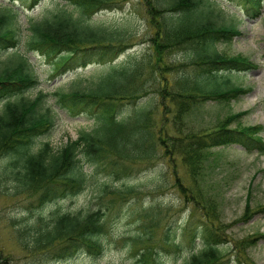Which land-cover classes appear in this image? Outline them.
I'll use <instances>...</instances> for the list:
<instances>
[{
    "label": "trees",
    "instance_id": "trees-1",
    "mask_svg": "<svg viewBox=\"0 0 264 264\" xmlns=\"http://www.w3.org/2000/svg\"><path fill=\"white\" fill-rule=\"evenodd\" d=\"M27 1L31 7L39 2ZM64 1L66 6L57 5L45 11L41 18L30 22L23 38L16 11L12 6H1L0 54L13 53L0 67V102H5L0 110V190L7 192V186L11 185L14 195L22 194L31 199L30 208H41L82 192L88 180L85 164L105 163L107 181L118 180L124 186L123 177L129 173L128 161L154 158L161 147L163 155L173 160L175 155L171 153L176 150L191 181L187 186L185 182L175 180L176 193L180 199L192 197L191 202L205 213L203 220L195 221L191 217L185 221L183 230L189 231L194 239L200 238L202 247L195 253L189 252L182 264H253L248 255L241 252L251 246L255 238L230 242L223 237L226 228L221 222L215 224L218 218L216 206L203 191L200 175L204 156L214 147L237 144L246 152L264 151L263 137L257 134L263 126L238 125L230 128L225 119H219L211 131L197 133L192 130L181 134V120L193 105H199L201 99L214 98L223 102L245 92V88L232 84L230 78L234 73L250 71L255 64L246 56H227L214 48L216 43L229 42L240 35V30L234 23H226L219 18L218 13L214 14L215 0L145 1L148 15L145 20L154 30L150 41L156 57L150 79L157 85L146 87L138 79L144 75L143 64L128 53L132 47L129 42L131 34L106 28L102 24L99 27L92 24V17L99 12L120 9L121 0ZM237 1L248 18L261 16L264 0ZM21 47L40 55L55 75L85 68L90 63L107 64L106 72L99 78L76 82L70 90L54 93V105L59 111H64L69 117L84 115L94 121L90 130H82L75 139L66 141L56 151L48 141H41L36 149L39 140L49 136L56 125L54 108H41L43 92H38L32 99H15L40 84L30 59L17 52ZM177 49L194 52L192 65L198 73L191 75L190 79L183 76L174 85L163 80L161 83L160 77L175 67L163 61V57ZM123 54L126 55L123 60L112 63ZM211 78L224 85L222 83V86L219 84L211 89L206 87L205 82ZM137 82L142 83L137 86ZM146 95L155 101L154 95H158V105L163 104L166 111H172L177 132L170 135L162 133L169 144L162 134L156 137V125L149 124L150 105L146 111L145 105L142 109L131 107ZM164 99L169 102L165 104ZM241 114L226 118L234 120ZM133 121L136 127H131L130 122ZM157 126L160 129L161 124ZM137 134L139 136L135 137ZM122 188L102 189L110 197L107 205L103 203L85 211L65 212L54 219L51 227L33 230V248L43 249L41 252L50 253L55 259H67L81 251H101L104 233L108 231L107 215L118 192L125 190ZM128 197L124 196V199ZM245 211H249L248 199ZM257 211L263 212L264 216V209L258 207ZM259 236L264 237V234ZM168 239L171 237L166 229L164 240ZM230 247L235 254H231L232 251L225 253ZM154 252L156 249L144 247L137 259L139 264H158L152 257ZM6 258L0 255V264H8Z\"/></svg>",
    "mask_w": 264,
    "mask_h": 264
},
{
    "label": "rangeland",
    "instance_id": "rangeland-1",
    "mask_svg": "<svg viewBox=\"0 0 264 264\" xmlns=\"http://www.w3.org/2000/svg\"><path fill=\"white\" fill-rule=\"evenodd\" d=\"M145 1L147 0H121L120 9L99 12L92 17L94 21L92 24L96 27L102 24L106 28H116L131 34L129 42L132 43V47L128 53L144 66L142 70L144 75L138 78L143 83L137 82L136 85L140 86L142 83L146 87H154L157 85L150 79L151 68L156 65L150 41L154 30L149 28L145 20L148 16ZM2 4L12 6L16 11L17 24L23 38L30 22L41 18L45 11L52 10L57 5L66 6V1L39 0L38 4L31 7L27 0L14 2L0 0V13ZM213 6L215 12H218L226 22L238 26L241 32L229 42L216 43L214 48L227 56L237 54L246 56L255 66L250 71L234 73L230 78L232 84L245 88L244 93H239L228 101L219 102L214 98H206L201 99L198 106L193 105L183 120L180 119L183 124L181 134L192 130L197 133L211 131L219 119H225L230 128L238 125H262L263 129L257 134L263 137L264 142V9L261 16L249 19L243 14L237 0H216ZM69 9L74 11L70 6ZM17 52L25 54L30 59L40 84L37 88L28 89L24 94L16 96L15 99H32L42 91L44 97L41 100V108L49 106L54 108L52 111L56 125L49 136L39 140L36 149L40 147L41 141H48L56 151L66 141L75 139L82 130H90L93 120L84 115L69 117L64 111H59L54 105L53 95L59 90H70L76 82H88L92 78H99L106 72L107 64L90 63L85 68L80 67L55 75L50 65L37 53L27 51L25 47L19 48ZM12 53L13 51L0 54V67L11 58ZM193 54V51L180 49L167 52L163 61L175 67L160 77L161 83L163 80L166 84L174 85L173 83H177L178 79L182 80L183 76L190 79L191 75H197L198 72L192 65ZM124 57L125 54L112 63L121 61ZM218 80L221 81L220 78ZM187 83L189 84V81ZM222 83H216L211 78L205 85L211 89L219 84L222 86ZM154 96L156 101L146 95L131 107L142 109L143 105L145 107L150 105L149 124L156 126L161 124L160 129L155 126L156 137L161 136L163 132L175 134L177 127L174 125L172 111H166L163 104L158 105L159 97ZM163 102L167 104L169 100L164 99ZM4 105L5 102H0V110ZM147 109L148 107L144 111ZM237 113L242 114L234 120L231 117L226 118ZM130 124L131 127H136L135 121ZM137 136L139 135L135 137ZM162 137L166 138L169 144L166 135L162 134ZM157 150L154 158L126 163L129 173L127 177H123L124 186L119 184L118 180L107 181L108 168H105V163L85 164L88 179L85 189L75 196L53 201L41 208H30L28 205L31 199L22 194L14 195L11 185L7 186V192L0 193V255L7 257L8 264H139L137 259L147 246L156 249L152 257L158 264H181L187 252L196 249L200 243L199 240L195 243L192 236L181 228L186 218L192 217L193 220L200 221L204 219L205 213L191 202L192 197H188L187 200L180 199L175 192V180L183 181L186 185L191 182L186 167L177 154L178 151L174 150L171 153L175 156L170 160L163 155L162 147ZM201 168V186L214 202L218 214L215 224L221 222L226 228L223 237L230 242L254 237L251 246L241 254H247L253 264H264V237L259 236L264 234V216L263 212L257 211L258 207L260 210L264 209V151L246 152L238 145L215 147L206 153ZM130 186L134 189L128 191ZM105 187L110 189L123 187L125 190L118 192L113 208L108 212V231L104 233L101 251L98 253L81 251L67 259H55L50 253L41 252L43 249L33 248L34 243L31 240L33 230L43 226L51 227L57 216L65 212L74 213L79 210L85 211L87 208H97L103 203L107 205L110 197L103 193L102 189ZM193 190H197V185ZM124 196L129 197L124 199ZM246 199L250 202L247 213ZM166 229L173 237L172 241L164 240ZM133 239L138 240L135 242ZM231 251L230 247L225 253L230 254ZM232 253L235 254V251Z\"/></svg>",
    "mask_w": 264,
    "mask_h": 264
},
{
    "label": "bare ground",
    "instance_id": "bare-ground-1",
    "mask_svg": "<svg viewBox=\"0 0 264 264\" xmlns=\"http://www.w3.org/2000/svg\"><path fill=\"white\" fill-rule=\"evenodd\" d=\"M6 191H2V190H0V193H5Z\"/></svg>",
    "mask_w": 264,
    "mask_h": 264
}]
</instances>
